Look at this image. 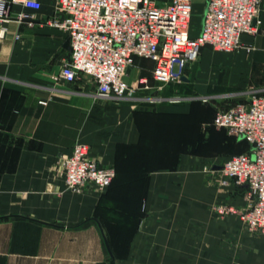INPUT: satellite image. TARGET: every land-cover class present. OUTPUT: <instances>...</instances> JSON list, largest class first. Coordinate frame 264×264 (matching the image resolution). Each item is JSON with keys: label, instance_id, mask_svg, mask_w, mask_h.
Returning a JSON list of instances; mask_svg holds the SVG:
<instances>
[{"label": "crops", "instance_id": "crops-1", "mask_svg": "<svg viewBox=\"0 0 264 264\" xmlns=\"http://www.w3.org/2000/svg\"><path fill=\"white\" fill-rule=\"evenodd\" d=\"M40 1L11 4L0 39V264H264V235L219 211L249 204L247 186L215 168L249 147L212 124L218 97L264 93V32L234 51L204 45L205 67L161 90L154 62L136 57L126 80L150 87L106 98L90 76L54 79L69 35L53 24L55 1ZM260 16L264 28V0ZM200 31L191 25L192 37ZM77 143L115 168L105 192L69 190L58 177L56 160Z\"/></svg>", "mask_w": 264, "mask_h": 264}, {"label": "built area", "instance_id": "built-area-1", "mask_svg": "<svg viewBox=\"0 0 264 264\" xmlns=\"http://www.w3.org/2000/svg\"><path fill=\"white\" fill-rule=\"evenodd\" d=\"M61 17L53 24L67 31L70 55L54 77L72 83L81 75L90 76L96 95L115 99H136L148 79L126 80L135 58L154 62L151 77L164 85L180 83L186 66L196 61L204 45L222 51L242 46V36L264 32L260 16L263 0H207L200 34L191 36L193 0H54ZM11 4L40 10V0H0V39L4 24L12 17ZM142 85H144L142 87ZM160 101L162 97H148ZM177 99V98H176ZM202 101L210 102L209 97ZM214 126L245 140L249 150L229 156L222 164L224 182L246 185L249 204L238 211L220 207L221 213H240L252 231L264 235V93H255L248 102L217 109ZM55 171L69 190L93 185L105 192L116 175L115 168L103 166L90 155V147L77 143L71 155L56 160Z\"/></svg>", "mask_w": 264, "mask_h": 264}, {"label": "rangeland", "instance_id": "rangeland-1", "mask_svg": "<svg viewBox=\"0 0 264 264\" xmlns=\"http://www.w3.org/2000/svg\"><path fill=\"white\" fill-rule=\"evenodd\" d=\"M206 0H193V16H192V30L194 31H197L200 27H201V24H202V20H203V15H204V12H205V8H206ZM210 52L205 50L203 51V56H202V62L199 63V59H200V56L199 58L188 64L184 70V78L186 79H190V76H191V71H192V67L195 63H197V67L198 68H202L203 66L205 67L204 63L206 61V59L209 57V54ZM179 84H176V85H171L172 87H175V89L178 87ZM217 98V97H216ZM214 100H216L215 98H213ZM218 99H220V101L223 103V106L221 108L225 109V108H228L230 106H232L233 104H235L237 101L238 102H241V101H244V102H248L250 100V97L249 96H245L244 98H233V97H228V96H220L218 97ZM227 102V103H226ZM237 102V103H238ZM223 129V128H222ZM226 130V129H225ZM227 131V130H226Z\"/></svg>", "mask_w": 264, "mask_h": 264}, {"label": "water", "instance_id": "water-1", "mask_svg": "<svg viewBox=\"0 0 264 264\" xmlns=\"http://www.w3.org/2000/svg\"><path fill=\"white\" fill-rule=\"evenodd\" d=\"M203 20H204V15H203ZM67 46L71 49V47H70V40L67 41ZM221 167L222 166H216L215 168L219 169Z\"/></svg>", "mask_w": 264, "mask_h": 264}, {"label": "trees", "instance_id": "trees-1", "mask_svg": "<svg viewBox=\"0 0 264 264\" xmlns=\"http://www.w3.org/2000/svg\"><path fill=\"white\" fill-rule=\"evenodd\" d=\"M245 143H246V145H247V147H249V145H248V143L245 141V140H243ZM114 180V179H113ZM113 182V181H112ZM111 186V185H110Z\"/></svg>", "mask_w": 264, "mask_h": 264}]
</instances>
